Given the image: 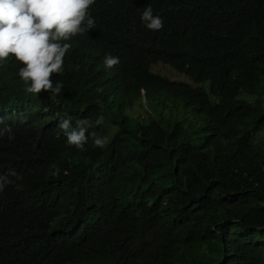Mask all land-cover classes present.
<instances>
[{
  "label": "trees",
  "instance_id": "16d2710c",
  "mask_svg": "<svg viewBox=\"0 0 264 264\" xmlns=\"http://www.w3.org/2000/svg\"><path fill=\"white\" fill-rule=\"evenodd\" d=\"M90 15L63 41L59 94L0 65V264H264V0H95ZM66 116L93 125L86 151Z\"/></svg>",
  "mask_w": 264,
  "mask_h": 264
},
{
  "label": "clouds",
  "instance_id": "9594fccd",
  "mask_svg": "<svg viewBox=\"0 0 264 264\" xmlns=\"http://www.w3.org/2000/svg\"><path fill=\"white\" fill-rule=\"evenodd\" d=\"M94 3L95 0H0V65L11 58L23 65L18 75L29 94L39 95L42 91L59 94L63 84L54 83L52 77L63 72V58L71 47L63 41L96 27L90 15V6ZM140 19L151 31H159L164 26L163 18L154 15L151 6L143 10ZM119 62L118 57L110 54L104 58L106 68ZM72 119L61 117L58 127L69 146L86 151L88 129L93 125L87 119H77L73 127ZM101 123L102 118L95 121L96 125ZM5 133L9 139L13 138L10 126L0 128V136ZM91 135L93 147L106 146L107 138L97 137L95 132ZM10 182L0 176V192Z\"/></svg>",
  "mask_w": 264,
  "mask_h": 264
},
{
  "label": "rangeland",
  "instance_id": "374dc122",
  "mask_svg": "<svg viewBox=\"0 0 264 264\" xmlns=\"http://www.w3.org/2000/svg\"><path fill=\"white\" fill-rule=\"evenodd\" d=\"M158 72L162 73V74H167L169 75L172 79H175V80H178L180 79V77L174 73L172 70L170 69H166V68H159V69H156ZM182 77L185 79V76L182 75ZM242 97H245L249 100H252L250 98H253L252 96H249V95H246V94H243ZM144 103V106L141 107V106H136L134 107V113H136L137 115L139 116H142L146 113V111H152V109L150 108V106L148 104H146V101L144 100L143 101Z\"/></svg>",
  "mask_w": 264,
  "mask_h": 264
}]
</instances>
